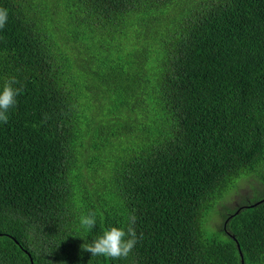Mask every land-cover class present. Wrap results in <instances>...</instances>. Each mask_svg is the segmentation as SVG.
<instances>
[{"label": "trees", "instance_id": "trees-1", "mask_svg": "<svg viewBox=\"0 0 264 264\" xmlns=\"http://www.w3.org/2000/svg\"><path fill=\"white\" fill-rule=\"evenodd\" d=\"M0 9V91L22 87L0 121V264H242L232 236L264 264V196L225 199L264 184V0ZM222 199L228 238H207ZM132 216L127 258L82 250Z\"/></svg>", "mask_w": 264, "mask_h": 264}, {"label": "clouds", "instance_id": "clouds-1", "mask_svg": "<svg viewBox=\"0 0 264 264\" xmlns=\"http://www.w3.org/2000/svg\"><path fill=\"white\" fill-rule=\"evenodd\" d=\"M7 17V10L0 9V29L5 26ZM18 83L19 81L15 77L9 78L4 83L2 91H0V121L4 123L8 121L9 109L16 106V98L22 93V87H14ZM96 221L97 213L95 211H89L87 215L80 217L81 227L89 231L96 226ZM134 225L135 217L132 216L129 218L127 229L112 226L105 230L102 235H98L91 243H84L81 248L84 251L90 252L92 257L102 256L112 260L127 258L138 242ZM140 238H142V234Z\"/></svg>", "mask_w": 264, "mask_h": 264}, {"label": "rangeland", "instance_id": "rangeland-1", "mask_svg": "<svg viewBox=\"0 0 264 264\" xmlns=\"http://www.w3.org/2000/svg\"><path fill=\"white\" fill-rule=\"evenodd\" d=\"M257 177H259V176L247 175L244 178H246V179L248 178L249 181L252 179H258L259 180V178H257ZM244 178H242V179H244ZM242 179L237 180L234 183V187L237 186V187L242 188V189L244 188L242 190V192H243L242 197H240V196L236 197L235 194H232L233 193L232 191H230L228 194H226V197H228L232 194L230 197L225 198L226 199V206L228 207V209H234V207L238 206L239 204L251 202L252 200L255 201V200L261 198L262 196H264V184L260 180H259V182L261 185L258 186L257 184H253L252 182H250L249 184L246 182H243ZM225 199H222L221 202L218 203V205H221V208L218 209V211L214 212V216H213V218L215 220L214 224L211 221L208 223L209 218H206L205 220L202 221V226L205 230V235L207 238H211V237L216 238V239L218 237H222L223 239L228 238V235L226 233L221 234L219 232V230L222 228V225H223V218H220V217L223 216V214H225V212L228 211V209L222 203V202H224ZM229 199H231V200L229 201Z\"/></svg>", "mask_w": 264, "mask_h": 264}, {"label": "water", "instance_id": "water-1", "mask_svg": "<svg viewBox=\"0 0 264 264\" xmlns=\"http://www.w3.org/2000/svg\"><path fill=\"white\" fill-rule=\"evenodd\" d=\"M264 201V198L262 199V200H260L259 202H263ZM258 202V203H259ZM255 204H257V203H255ZM239 212V210L236 212V213H238ZM232 239H234V240H236L237 241V247H238V249H239V251H240V255H241V258H242V264H245V261H244V258H243V254H242V252H241V250H240V244L238 243V240L236 239V237L235 236H232Z\"/></svg>", "mask_w": 264, "mask_h": 264}]
</instances>
